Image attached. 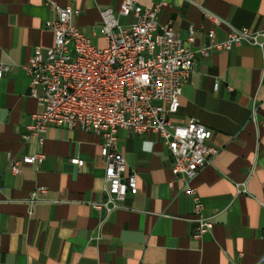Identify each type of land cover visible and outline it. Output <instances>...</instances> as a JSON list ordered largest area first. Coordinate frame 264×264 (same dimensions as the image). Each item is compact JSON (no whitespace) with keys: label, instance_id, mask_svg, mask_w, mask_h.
I'll list each match as a JSON object with an SVG mask.
<instances>
[{"label":"crops","instance_id":"1","mask_svg":"<svg viewBox=\"0 0 264 264\" xmlns=\"http://www.w3.org/2000/svg\"><path fill=\"white\" fill-rule=\"evenodd\" d=\"M120 1L0 0V63L10 66L0 77V264H257L264 255V43L205 55L199 49L211 44L209 30L216 43L229 26L264 30V0H167L158 13V23H169L194 51L171 120L199 121L212 131L208 145L217 152L191 182L213 224L200 239L193 238L191 198L171 174L173 159L158 135L118 132L137 192L111 211L93 207L105 200L99 135L50 127L40 148L35 139L23 141L31 114L40 111L23 65L35 47L52 46L45 23L54 5L78 9L74 24L103 47L100 13ZM117 19L123 26L134 20ZM190 26L194 38L187 42ZM37 151L44 155L39 166L9 171L8 154L20 160ZM74 157L83 161L80 169L70 163ZM39 187L46 194L30 204Z\"/></svg>","mask_w":264,"mask_h":264},{"label":"built area","instance_id":"2","mask_svg":"<svg viewBox=\"0 0 264 264\" xmlns=\"http://www.w3.org/2000/svg\"><path fill=\"white\" fill-rule=\"evenodd\" d=\"M165 5L167 0H159L153 7H143L139 0H121L116 10L103 9L98 29L106 43L103 47L94 45L74 24L78 9L54 5V18L45 23L53 33L52 46L35 47L23 65L29 76V95L40 111L31 114L22 139H35L40 148L41 135L50 127L99 135L105 164V200L93 207L111 211L137 192L136 175L126 174V163L118 149V132L127 129L136 136L158 135L172 156L171 174L183 182L185 193L191 198L196 223L193 238L200 239L213 224L203 215V203L191 182L217 152L208 145L212 131L199 121L191 118L186 124L177 125L171 120L192 70L194 51L169 23H158V13ZM118 15L132 16L134 20L123 26ZM207 15L215 24L222 22L213 14ZM95 33L93 29L92 34ZM213 35V30L207 32L211 44L199 49L200 54L230 50L242 43H264V30L247 27L229 26L225 39L219 43L213 42ZM193 38L194 28L190 26L186 41L192 42ZM9 68L0 63V77ZM7 157L12 174H18L21 165L37 167L44 160L39 151L20 160L10 154ZM69 161L79 169L83 165L76 157ZM44 194L45 188H37L30 204ZM257 264H264V255Z\"/></svg>","mask_w":264,"mask_h":264}]
</instances>
